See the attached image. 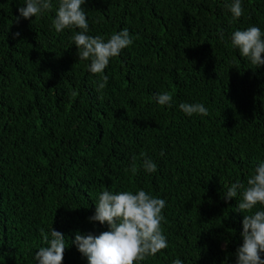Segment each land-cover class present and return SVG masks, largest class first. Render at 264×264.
<instances>
[{"label":"trees","instance_id":"1","mask_svg":"<svg viewBox=\"0 0 264 264\" xmlns=\"http://www.w3.org/2000/svg\"><path fill=\"white\" fill-rule=\"evenodd\" d=\"M51 2L17 22L25 0H0V264H37L41 230L52 227L65 236L62 264H88L73 241L108 230L89 220L99 194L141 189L166 201L168 247L134 264H236L250 213L237 208L243 188L223 197L264 162V66L231 37L264 32V0H241L239 18L233 0H86L88 35L127 28L133 40L102 74L79 59L78 28L55 30ZM162 93L171 106L157 103ZM181 103L208 115L188 116Z\"/></svg>","mask_w":264,"mask_h":264},{"label":"clouds","instance_id":"2","mask_svg":"<svg viewBox=\"0 0 264 264\" xmlns=\"http://www.w3.org/2000/svg\"><path fill=\"white\" fill-rule=\"evenodd\" d=\"M85 3L86 0H59L53 26L57 32L78 28L80 31L74 33L71 39L78 50L79 59L90 61L88 70L91 73L102 74L110 59L132 45L133 40L127 28L113 33L107 40L99 35H88L87 15L82 7ZM227 7L233 18L243 14L241 0H233ZM51 8V0H25V5L18 9L16 20L19 22L20 18L37 17ZM13 35L14 38L19 37L20 33ZM231 43L252 65L264 66V32L259 27L250 26L245 30L234 31ZM107 80L106 75L102 76L98 87L103 89ZM156 100L160 105L171 106L172 96L162 93L156 96ZM179 108L188 116L208 115L207 108L201 103H181ZM133 161L131 172L135 174L138 169L135 158ZM143 168L148 173L157 171V165L150 158L144 159ZM241 188L243 191L237 208L240 212L247 211L250 214L244 215L242 221L243 243L236 250V264H264V210L252 212L257 204L264 205V162L255 167L246 188L238 183L232 184L223 197L225 201L237 197L238 189ZM95 205V213L89 220L106 224L108 230L98 235L77 231L73 241L78 251L87 258L88 264H134L168 247L161 228L164 220L162 210L166 206L164 199L142 189L135 194L131 191L113 193L105 190L99 194ZM41 235L47 246L40 247L36 252L37 264H62L66 248L64 234L52 227L49 233L42 229ZM172 264H183V261L175 259Z\"/></svg>","mask_w":264,"mask_h":264}]
</instances>
